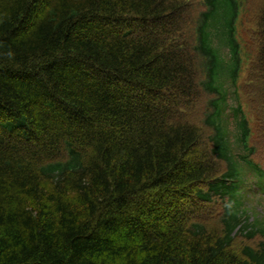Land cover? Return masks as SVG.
<instances>
[{
    "label": "trees",
    "instance_id": "1",
    "mask_svg": "<svg viewBox=\"0 0 264 264\" xmlns=\"http://www.w3.org/2000/svg\"><path fill=\"white\" fill-rule=\"evenodd\" d=\"M262 199L264 0H0V264H264Z\"/></svg>",
    "mask_w": 264,
    "mask_h": 264
},
{
    "label": "rangeland",
    "instance_id": "2",
    "mask_svg": "<svg viewBox=\"0 0 264 264\" xmlns=\"http://www.w3.org/2000/svg\"><path fill=\"white\" fill-rule=\"evenodd\" d=\"M245 105H246V109H247V110L249 111V113H250V117L253 119V115H252V113H251V111H250V106H249V104H248L247 101H245ZM261 203L264 204V199L261 200ZM259 211H263V210H261V209L259 208Z\"/></svg>",
    "mask_w": 264,
    "mask_h": 264
}]
</instances>
